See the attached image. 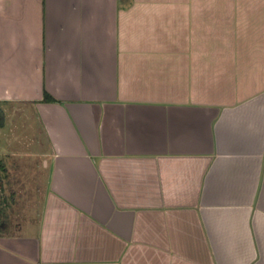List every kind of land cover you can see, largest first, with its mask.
Here are the masks:
<instances>
[{
	"label": "crops",
	"instance_id": "obj_1",
	"mask_svg": "<svg viewBox=\"0 0 264 264\" xmlns=\"http://www.w3.org/2000/svg\"><path fill=\"white\" fill-rule=\"evenodd\" d=\"M31 109L0 264H264V0H0L1 127Z\"/></svg>",
	"mask_w": 264,
	"mask_h": 264
},
{
	"label": "rangeland",
	"instance_id": "obj_2",
	"mask_svg": "<svg viewBox=\"0 0 264 264\" xmlns=\"http://www.w3.org/2000/svg\"><path fill=\"white\" fill-rule=\"evenodd\" d=\"M1 128L4 132L0 130V147L8 144L11 150L0 148V160L7 166L6 189L0 200V219L13 231L15 226L40 220L48 184L43 169L44 158L37 157V153L47 144L33 109L18 113L12 110ZM36 162L38 166L34 167Z\"/></svg>",
	"mask_w": 264,
	"mask_h": 264
},
{
	"label": "trees",
	"instance_id": "obj_3",
	"mask_svg": "<svg viewBox=\"0 0 264 264\" xmlns=\"http://www.w3.org/2000/svg\"><path fill=\"white\" fill-rule=\"evenodd\" d=\"M45 100L48 101V102H49V101H55L54 99L49 98V96H46Z\"/></svg>",
	"mask_w": 264,
	"mask_h": 264
}]
</instances>
